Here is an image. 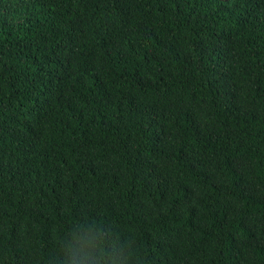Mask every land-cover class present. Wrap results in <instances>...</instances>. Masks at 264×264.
Instances as JSON below:
<instances>
[{
	"label": "trees",
	"instance_id": "1",
	"mask_svg": "<svg viewBox=\"0 0 264 264\" xmlns=\"http://www.w3.org/2000/svg\"><path fill=\"white\" fill-rule=\"evenodd\" d=\"M80 225L264 264V0H0V264Z\"/></svg>",
	"mask_w": 264,
	"mask_h": 264
},
{
	"label": "clouds",
	"instance_id": "2",
	"mask_svg": "<svg viewBox=\"0 0 264 264\" xmlns=\"http://www.w3.org/2000/svg\"><path fill=\"white\" fill-rule=\"evenodd\" d=\"M128 252L122 240L105 229L77 226L65 241L63 264H127Z\"/></svg>",
	"mask_w": 264,
	"mask_h": 264
}]
</instances>
